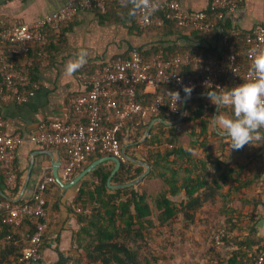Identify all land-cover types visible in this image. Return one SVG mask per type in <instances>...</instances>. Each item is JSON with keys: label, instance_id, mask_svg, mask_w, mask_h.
<instances>
[{"label": "trees", "instance_id": "16d2710c", "mask_svg": "<svg viewBox=\"0 0 264 264\" xmlns=\"http://www.w3.org/2000/svg\"><path fill=\"white\" fill-rule=\"evenodd\" d=\"M126 2L129 9L122 7ZM118 9H124L123 13L114 16L112 12ZM100 14L101 21L107 24L135 21L134 0L107 3L104 13ZM167 28L175 29L177 33L188 32L191 36L206 41L207 47L191 50L189 46L179 48L159 45L150 52L138 50L143 59H149L159 51L162 52L164 59L187 51L195 53L201 51L204 58L212 57L219 61L223 70L221 84L224 91L246 83L243 79L232 82L225 74L228 47L236 44L241 52H244L245 33L232 35V30L225 20L209 32L179 27L170 20L165 21L161 27L150 26L144 28V31L158 33ZM58 31L59 29L57 31L45 29L43 33L47 38L56 41ZM219 42L222 43L221 46H218ZM53 44L54 42L47 50H50ZM36 52L35 45H32L28 56L32 60L30 67L26 66L25 60H17V68L28 72L31 83L36 82V70L39 66ZM240 59L244 70L246 64L244 55ZM198 71L191 66L181 68V72L191 74ZM159 89L165 93L164 104L152 119L159 118L161 122H155L146 139L137 143L142 139L149 122L138 124L139 119L133 118L118 133V141L130 158L149 165L150 171L144 179L159 180L160 189L153 197L145 191L140 192L137 184L111 189L108 187V178L114 164L104 162L96 166L80 181L78 191L72 199V206L80 209L79 213L73 211L76 213L80 229L72 247L68 249L71 254L65 256L63 251H58L57 260L53 264H164L148 244L146 235L156 225L169 226L178 217H181L184 227L193 225L196 213L205 205H218L216 212L218 223L212 224V227L219 240L223 242L221 245L223 250L220 248V251H215L209 248L212 253H206L208 259L205 263L264 264V234L260 230L264 228V212H261V208H264V140H253L250 145H245L239 150H231L227 146L225 139L217 135L210 120L214 115L215 105L209 98L193 97L198 93H219L217 90L197 89L191 91L187 98L182 92L181 105L186 100L184 116L181 122L177 123L178 117L170 113L168 107L172 95L169 92H174V86L165 85ZM145 96L148 102L154 98L151 93ZM219 112L232 116L230 108L227 107H220ZM261 131L264 132V129ZM181 135L188 138L185 148L181 143ZM64 152L66 153L65 149ZM105 156L99 153L91 154L78 172ZM11 169L14 172L13 164ZM144 171L142 166L126 160L112 176L110 184L116 186L129 183ZM0 174L3 180L7 179L1 166ZM50 178L52 181L45 185L44 190L47 214L56 213L61 203L60 186L51 176ZM17 188L18 185L9 194L11 199L16 197ZM179 196L182 198L178 202L176 198ZM0 199L5 200L2 196ZM25 202L24 199H20L15 204L22 205ZM86 210H89V214L85 213ZM243 219L248 220V224L238 227V223ZM10 229V226H1L0 264H12L24 247L18 235L9 241L4 239ZM19 230L31 233L34 225L25 220ZM236 230H243L244 235H234ZM217 235L211 240L214 245ZM44 244L45 236L42 239L41 251ZM229 245L234 248L229 249ZM28 264L45 263L39 261Z\"/></svg>", "mask_w": 264, "mask_h": 264}, {"label": "built area", "instance_id": "2783aa9c", "mask_svg": "<svg viewBox=\"0 0 264 264\" xmlns=\"http://www.w3.org/2000/svg\"><path fill=\"white\" fill-rule=\"evenodd\" d=\"M114 1L119 0L68 2L56 13L28 23L9 24L5 19H0V102L22 105L36 94L38 83H31L28 72L17 68V60H25L26 66L30 67L32 60L28 56L31 46L35 45L39 65L44 67L48 64L47 48L54 40L44 35L45 29L57 31L80 11L104 13L106 4ZM241 4L242 0H211L206 11L189 13L182 9L177 0H134L135 22L144 29L161 27L170 20L179 27L209 32L224 21L227 14L239 9ZM231 33L239 34L234 31ZM244 45V52L236 44L228 47L225 74L232 82L239 79L249 82L255 78L251 65L256 53L264 49V26L246 32ZM243 55L246 61L244 70L240 59ZM189 66L199 71L193 74L181 72V68ZM222 75L219 61L212 57L204 58L201 51L194 54L187 51L168 59H164L159 51L149 59H143L140 52L133 49L127 56L95 68L89 76L79 75L87 90L71 99L69 119L40 122L30 139L43 148L65 149L66 162L60 170L62 181L70 180L94 153L118 158L122 163L126 159L122 155L118 133L133 118H138L139 124L158 114L165 98L160 87L173 85L174 92L178 91L180 97L184 86H191L192 91L205 88L222 92ZM141 87L151 89L154 98L150 102L139 90ZM182 105L181 99L175 103L174 94L170 96L169 111L178 118L182 114ZM22 140L19 134L6 135L0 131V166L3 174L7 175L9 188L15 187L17 177L11 166ZM51 181L45 175L32 199L22 205L0 199V225L11 227L4 239L9 241L18 235L24 243L20 256L12 264L37 263L42 259V239L50 223L45 210L44 190ZM74 209L76 213L80 212L79 208ZM85 213L89 214V210ZM25 220L34 225L33 232L19 230ZM215 239L216 245L223 244L218 235Z\"/></svg>", "mask_w": 264, "mask_h": 264}, {"label": "crops", "instance_id": "0c3cea01", "mask_svg": "<svg viewBox=\"0 0 264 264\" xmlns=\"http://www.w3.org/2000/svg\"><path fill=\"white\" fill-rule=\"evenodd\" d=\"M76 1L78 0H0V19H5L9 24L28 23L54 14L66 3ZM177 1L184 11L198 13L206 11L211 0ZM122 7L130 8L127 2ZM123 10H115L112 14L120 16ZM100 15L98 11H80L71 21L59 28L56 41L48 50V64L44 67L39 65L36 70L39 89L32 98L22 105L0 102V131L6 135L19 134L23 139L16 149L13 163L14 174L17 177L15 187L9 188L7 179L3 180L0 174V193L12 202H17L18 199L25 201L32 199L41 179L45 175L53 178L52 172L55 166L60 176V170L66 162L64 149L40 147L33 143L30 137L42 121L69 119L71 99L87 90L79 75L89 76L95 68L108 64L118 57L127 56L133 49L150 52L159 45L179 48L189 46L191 50L207 47L206 41H201L188 32L177 33L175 29L168 28L158 33L144 31L145 29L138 27L135 21L130 20L107 24L101 21ZM224 20L227 21L232 32L238 33H246L258 26H264V0H242L241 7L227 14ZM221 45L222 43L219 42L218 46ZM82 50L87 53L86 63L72 74H67L64 71L65 63L76 59ZM139 90L144 94L151 93V89L146 87H141ZM200 94L206 93H198L193 97L209 98L199 96ZM181 120L178 118L177 123ZM146 122H149L148 127L151 129L152 125L161 122V119L150 118ZM182 146L185 148L187 142L182 143ZM78 171L70 180L63 183L71 182ZM17 185L16 197L11 199L9 194ZM79 185L80 182L67 189L60 187L59 210L48 214L50 223L45 233L41 259L45 264H53L57 260L58 251H63V255L66 256L80 229L72 206V199ZM263 209L261 208V212H264Z\"/></svg>", "mask_w": 264, "mask_h": 264}, {"label": "clouds", "instance_id": "9594fccd", "mask_svg": "<svg viewBox=\"0 0 264 264\" xmlns=\"http://www.w3.org/2000/svg\"><path fill=\"white\" fill-rule=\"evenodd\" d=\"M87 53L81 51L76 59L64 65V71L72 74L86 63ZM251 70L255 78L238 84L227 91L206 93L217 106V112L210 118L217 135L223 137L231 150H239L250 145L253 140H264V49L259 50L252 60ZM224 88V87H221ZM191 86H184L186 98L190 96ZM174 94L175 103L180 100V93ZM230 108L232 116L219 112L220 107Z\"/></svg>", "mask_w": 264, "mask_h": 264}, {"label": "rangeland", "instance_id": "374dc122", "mask_svg": "<svg viewBox=\"0 0 264 264\" xmlns=\"http://www.w3.org/2000/svg\"><path fill=\"white\" fill-rule=\"evenodd\" d=\"M181 137L183 138L182 143H186L188 138L185 135H181ZM137 185H139L138 190L140 192L145 191L151 197L161 187L160 181L156 179H143ZM181 198L179 196L176 199L179 202ZM150 204L152 206L151 200ZM217 208L218 205H205L202 210L196 213V220L189 227H184L185 224L181 217L176 218L169 226L160 227L156 225L146 235V240L164 264H206L205 260L208 259L206 253H212L209 248L215 249V251H220L222 248L211 242L217 235L212 227V224L218 223L216 221ZM247 221L243 219L238 223V227L245 226L248 224ZM260 230L264 234V228ZM234 235L243 236L244 231L236 230ZM233 248L232 245H229V249ZM68 254H71L70 250Z\"/></svg>", "mask_w": 264, "mask_h": 264}, {"label": "water", "instance_id": "95a60500", "mask_svg": "<svg viewBox=\"0 0 264 264\" xmlns=\"http://www.w3.org/2000/svg\"><path fill=\"white\" fill-rule=\"evenodd\" d=\"M199 96H202V97H208L207 94H200ZM184 107H185V101L182 105V114H181V117L180 119L183 118L184 116ZM217 112V106L215 107V112L214 114ZM158 120V119H157ZM160 121V120H159ZM149 131H150V127H148L142 137V139L138 142V143H141L142 141H144L146 139V137L148 136L149 134ZM124 148L122 150V155L123 157L126 159V160H129L133 163H136L142 167L145 168V171L139 176L137 177L136 179H134L133 181L129 182V183H125V184H120V185H116V186H112L110 184V181H111V178L112 176L118 171V169L120 168L121 166V162L118 158H115V157H111V156H105L103 158H100L98 160H95L93 161L92 163H90L86 168H84L82 171H80L73 179L71 182L65 184L63 183V181L60 179V176L58 174V171H57V167L55 166L54 169H53V172H52V175H53V179L54 181L62 188L64 189H67V188H70L76 184H78L85 176H87L89 174V172H91V170H93L96 166H98L99 164L109 160V161H112L114 163V169L112 170L111 172V175L110 177L108 178V186L109 188H113V189H118V188H124V187H130V186H134L136 184H138L139 182H141L145 176L149 173L150 171V167L148 164L142 162V161H138V160H135V159H132L130 158L125 152H124ZM1 194V193H0ZM2 195V194H1ZM6 200H9L7 197H5L4 195H2ZM19 200V199H18ZM16 202V201H15Z\"/></svg>", "mask_w": 264, "mask_h": 264}]
</instances>
